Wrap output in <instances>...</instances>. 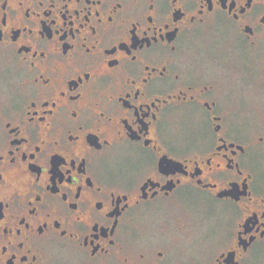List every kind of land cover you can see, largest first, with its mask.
Masks as SVG:
<instances>
[{
  "label": "flooded vegetation",
  "instance_id": "1",
  "mask_svg": "<svg viewBox=\"0 0 264 264\" xmlns=\"http://www.w3.org/2000/svg\"><path fill=\"white\" fill-rule=\"evenodd\" d=\"M214 16L264 47V0H0V264H264L259 105L187 44Z\"/></svg>",
  "mask_w": 264,
  "mask_h": 264
},
{
  "label": "rangeland",
  "instance_id": "2",
  "mask_svg": "<svg viewBox=\"0 0 264 264\" xmlns=\"http://www.w3.org/2000/svg\"><path fill=\"white\" fill-rule=\"evenodd\" d=\"M131 1L141 6L151 0ZM154 1L158 5L163 4V6L167 3V0ZM222 20L228 26H232V23L223 16L211 17L206 26L197 28L189 34L190 38H187V44L191 53L195 56L197 54L200 58L204 79H220L234 97L242 98L250 106L259 105V107L254 106L256 110L251 114L252 122L257 121L258 127L250 132L256 138H264V112H262L264 109V89L258 92L247 86V82H253L255 78L264 79V47L258 50L250 44L242 43L241 39L237 40L235 34L221 24ZM193 35L194 38L191 39ZM232 49L236 50L232 52ZM11 79L0 76V113L12 95L10 90L6 88L9 83H12ZM179 131L183 135L187 133L190 137L191 135L196 136V130L190 128ZM173 133L175 132L173 131ZM223 215L222 209L205 208L200 218L209 220L213 216L223 219Z\"/></svg>",
  "mask_w": 264,
  "mask_h": 264
},
{
  "label": "water",
  "instance_id": "3",
  "mask_svg": "<svg viewBox=\"0 0 264 264\" xmlns=\"http://www.w3.org/2000/svg\"><path fill=\"white\" fill-rule=\"evenodd\" d=\"M248 32H250V30H248ZM180 164L179 163H176V162H174V161H167V162H163L162 163V169H163V167L164 166H166L167 168H175V167H177V166H179ZM165 169V168H164Z\"/></svg>",
  "mask_w": 264,
  "mask_h": 264
},
{
  "label": "snow or ice",
  "instance_id": "4",
  "mask_svg": "<svg viewBox=\"0 0 264 264\" xmlns=\"http://www.w3.org/2000/svg\"><path fill=\"white\" fill-rule=\"evenodd\" d=\"M4 179V176L2 173H0V181H2Z\"/></svg>",
  "mask_w": 264,
  "mask_h": 264
}]
</instances>
